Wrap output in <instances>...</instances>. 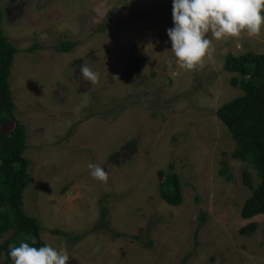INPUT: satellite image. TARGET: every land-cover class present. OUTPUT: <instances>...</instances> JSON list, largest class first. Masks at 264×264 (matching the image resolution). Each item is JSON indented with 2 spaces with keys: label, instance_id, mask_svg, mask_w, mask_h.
I'll return each instance as SVG.
<instances>
[{
  "label": "rangeland",
  "instance_id": "374dc122",
  "mask_svg": "<svg viewBox=\"0 0 264 264\" xmlns=\"http://www.w3.org/2000/svg\"><path fill=\"white\" fill-rule=\"evenodd\" d=\"M2 27L15 45L9 83L14 115L25 126L30 182L25 212L41 225V238L66 251L68 264H264V214L244 219L251 194L247 169L216 110L242 94L224 70L227 53L264 52L259 36L216 40L203 67L188 71L171 53L172 0H0ZM109 12L118 30L99 29ZM71 41L57 52L52 46ZM34 44L33 51H27ZM99 73L93 85L81 74ZM13 122L2 129L8 133ZM225 153V154H224ZM228 163L232 179L219 173ZM108 174H89L88 164ZM181 181L182 202L160 199L168 174ZM100 200L107 223L130 237L93 229ZM205 221L195 234L198 217ZM258 223L251 235L239 229ZM59 229L83 239L52 234ZM3 238H0L2 241Z\"/></svg>",
  "mask_w": 264,
  "mask_h": 264
},
{
  "label": "trees",
  "instance_id": "16d2710c",
  "mask_svg": "<svg viewBox=\"0 0 264 264\" xmlns=\"http://www.w3.org/2000/svg\"><path fill=\"white\" fill-rule=\"evenodd\" d=\"M112 12L100 24L99 29L108 28L118 30L120 25L112 22ZM3 11L0 4V264H12L8 256L9 245L18 246L21 241L31 246L41 247L45 242L41 238V225L38 220L28 215L24 210L23 191L30 182L28 172L29 160L24 156L28 147L25 126L14 115L15 104L9 83L10 68L17 52L15 45L8 39L2 27ZM75 46L71 41H60L52 48L61 53L71 50ZM36 44L27 51H33ZM225 71L236 74L231 77L230 84L237 86L242 94L223 103L216 115L226 126L231 138L235 142V149L230 154L234 159L247 162L256 172L259 179L255 184L251 173L244 169L241 172L242 183L249 188L251 194L245 199L241 216L244 219L257 214H264V52L246 51L239 55L227 53L224 57ZM13 122L12 129L5 133L2 125L7 121ZM225 154V153H224ZM219 173L232 179L228 171V163L222 159ZM159 197L170 205L182 202L181 181L176 173L168 174L166 179L158 185ZM100 216L93 229L102 228L115 238L130 237L143 247H150L152 240L142 235H126L107 223V209L100 200ZM205 221V214L198 217L195 234ZM258 227V223L249 222L239 229L242 235H251ZM52 234L71 238L75 241L83 239L85 234L71 235L59 229L50 231ZM191 255V254H190ZM184 256L181 264H186L190 256Z\"/></svg>",
  "mask_w": 264,
  "mask_h": 264
},
{
  "label": "clouds",
  "instance_id": "9594fccd",
  "mask_svg": "<svg viewBox=\"0 0 264 264\" xmlns=\"http://www.w3.org/2000/svg\"><path fill=\"white\" fill-rule=\"evenodd\" d=\"M172 21L167 29L170 51L181 68L192 71L203 67L215 51L209 33L216 40L245 32L259 36L264 31V0H172ZM81 74L93 85L99 81V73L88 66L81 67ZM88 169L94 179L107 183L101 166L89 163ZM8 256L12 264H68L70 259L50 244L35 247L25 241L9 245Z\"/></svg>",
  "mask_w": 264,
  "mask_h": 264
}]
</instances>
